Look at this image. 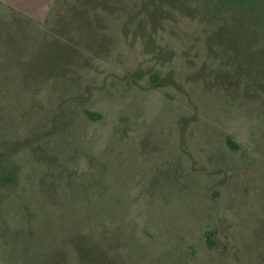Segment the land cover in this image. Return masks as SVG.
I'll list each match as a JSON object with an SVG mask.
<instances>
[{"label": "rangeland", "instance_id": "obj_1", "mask_svg": "<svg viewBox=\"0 0 264 264\" xmlns=\"http://www.w3.org/2000/svg\"><path fill=\"white\" fill-rule=\"evenodd\" d=\"M0 264H264V0H0Z\"/></svg>", "mask_w": 264, "mask_h": 264}, {"label": "trees", "instance_id": "obj_2", "mask_svg": "<svg viewBox=\"0 0 264 264\" xmlns=\"http://www.w3.org/2000/svg\"><path fill=\"white\" fill-rule=\"evenodd\" d=\"M89 113V112H88Z\"/></svg>", "mask_w": 264, "mask_h": 264}]
</instances>
